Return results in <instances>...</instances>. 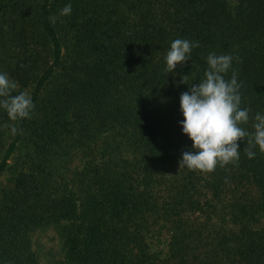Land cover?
I'll list each match as a JSON object with an SVG mask.
<instances>
[{"label": "trees", "instance_id": "1", "mask_svg": "<svg viewBox=\"0 0 264 264\" xmlns=\"http://www.w3.org/2000/svg\"><path fill=\"white\" fill-rule=\"evenodd\" d=\"M175 39L200 47L168 73ZM210 52L240 58L225 79L253 131L264 0H0V73L35 104L17 122L0 109V264H264V153L245 138L238 166L179 169L195 153L180 95Z\"/></svg>", "mask_w": 264, "mask_h": 264}, {"label": "clouds", "instance_id": "2", "mask_svg": "<svg viewBox=\"0 0 264 264\" xmlns=\"http://www.w3.org/2000/svg\"><path fill=\"white\" fill-rule=\"evenodd\" d=\"M71 4L65 5L61 16L71 14ZM55 23L56 17H50ZM195 47H200L198 41L175 39L167 51L166 69L170 73L178 64L189 60V54ZM240 62V58L231 54L217 55L210 52L206 58L208 68L204 72V79L198 84L189 86V91L180 95V111L183 115L181 122L182 133L192 141L191 151L182 154L180 168L201 173H212L217 166L225 167L229 164L238 166L240 150L238 141L247 138L244 149L248 159L255 158L258 148L264 153V115L256 113L253 131L249 132L241 127L249 121V109L241 108V84L238 74L233 71L230 79L225 75L231 68L233 59ZM23 67V65H22ZM187 77L181 82L185 84ZM18 83L10 79L7 73H0V109H3L12 122L30 119L35 108L31 95L27 91H20ZM11 134L15 136L23 130L18 129L16 123L9 125Z\"/></svg>", "mask_w": 264, "mask_h": 264}, {"label": "rangeland", "instance_id": "3", "mask_svg": "<svg viewBox=\"0 0 264 264\" xmlns=\"http://www.w3.org/2000/svg\"><path fill=\"white\" fill-rule=\"evenodd\" d=\"M9 175L10 173L6 171L0 176V194L9 185ZM40 240L46 248H50L53 251L57 249L58 239L51 231H46L43 233V235H40Z\"/></svg>", "mask_w": 264, "mask_h": 264}]
</instances>
